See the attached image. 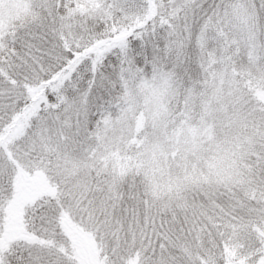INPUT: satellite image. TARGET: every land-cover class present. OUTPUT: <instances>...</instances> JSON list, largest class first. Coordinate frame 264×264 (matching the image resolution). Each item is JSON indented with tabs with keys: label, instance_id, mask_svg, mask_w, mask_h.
Masks as SVG:
<instances>
[{
	"label": "snow or ice",
	"instance_id": "6c2138e0",
	"mask_svg": "<svg viewBox=\"0 0 264 264\" xmlns=\"http://www.w3.org/2000/svg\"><path fill=\"white\" fill-rule=\"evenodd\" d=\"M0 264H264V0H0Z\"/></svg>",
	"mask_w": 264,
	"mask_h": 264
}]
</instances>
